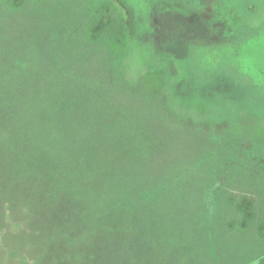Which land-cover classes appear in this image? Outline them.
I'll return each instance as SVG.
<instances>
[{"label":"rangeland","instance_id":"1","mask_svg":"<svg viewBox=\"0 0 264 264\" xmlns=\"http://www.w3.org/2000/svg\"><path fill=\"white\" fill-rule=\"evenodd\" d=\"M98 15L95 0H0V264H264V133L175 123L160 78L118 72L120 13L94 41ZM203 60L264 90V30Z\"/></svg>","mask_w":264,"mask_h":264},{"label":"trees","instance_id":"2","mask_svg":"<svg viewBox=\"0 0 264 264\" xmlns=\"http://www.w3.org/2000/svg\"><path fill=\"white\" fill-rule=\"evenodd\" d=\"M98 17L91 31L98 41L117 27L116 42L125 48L116 63L124 82L136 87L158 77L165 110L180 125L222 130L252 123L264 133V90L253 77L206 67L203 55L239 49L264 30V0H222L230 15L206 17L171 0H148L140 13L129 0H95ZM264 234V225L260 226Z\"/></svg>","mask_w":264,"mask_h":264}]
</instances>
